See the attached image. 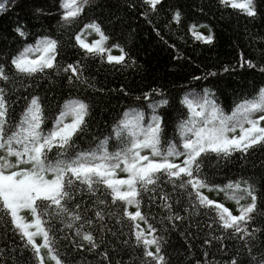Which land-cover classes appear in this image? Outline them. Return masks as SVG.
Segmentation results:
<instances>
[{
	"label": "snow or ice",
	"instance_id": "snow-or-ice-1",
	"mask_svg": "<svg viewBox=\"0 0 264 264\" xmlns=\"http://www.w3.org/2000/svg\"><path fill=\"white\" fill-rule=\"evenodd\" d=\"M95 3L96 0H60L59 7L63 10L60 27H71ZM124 3L133 12L138 7L135 0ZM219 3L240 9L250 18L258 15L255 0H219ZM139 8L142 9L139 16L150 25L151 17L161 11L166 17L170 15L169 23L181 20L180 9L171 5L165 9L163 0H139ZM41 11L34 8V13ZM197 27L189 24L188 31L195 39L211 44L214 41L211 27L202 25L208 27L206 35L197 31ZM88 30L94 31L99 39L85 43L82 34ZM14 31L19 37L26 36L20 26ZM153 31L160 36L154 25ZM72 38L73 47L83 50L85 60L99 58L110 64H135L131 58L126 59L128 54L118 43L111 47L118 48L120 54H111L105 45L108 36L95 19L74 32ZM256 39L264 42V37ZM58 51L57 39L39 35L34 43L25 44L15 54L5 53V63H0V82L4 85L0 87V219L20 242L19 255L15 245L0 249V264H5V257L7 264H65L53 231L57 222L73 251L81 253L79 264H91L84 254H91L95 264H136L137 260L139 264H170L164 253V236L157 234L158 229L142 209L144 196L149 204L160 201L158 207L166 213L160 217V223L167 225L162 230L179 231L186 242L192 233L180 231L179 225L193 221L201 212L209 216V231L200 245L203 259L190 256L187 264L192 260L195 264H218L208 259L207 249L214 242L219 251L227 253L224 264H264V250L255 251L259 235L264 234V225H255L261 201L255 185L244 177L214 184L204 173L205 161L213 154L217 160H230L234 153L243 159L255 148H264V84L258 90L254 86L250 97H237L227 113L216 103L211 87L184 93L180 104L186 107L187 115L176 120L174 132L166 142L165 125L158 110L167 106L169 100L161 88L149 89L137 97L147 105V110L126 107L112 118L108 135L94 136L88 147L81 148L75 141L81 133L88 132L90 115V104L84 99L72 96L65 99L47 129L38 95L23 98L18 119L10 111L15 101L8 97L17 91L16 75L32 77L55 70L57 76L66 77L68 85L104 91L96 89L95 77L85 75L86 62L77 59L57 63ZM244 65L250 69L257 67L252 60L242 61L241 67ZM223 71H228V66ZM258 71L264 73V64L259 65ZM120 91L125 90L121 87ZM153 94L160 98L153 99ZM161 181L170 186V191H165ZM206 190L222 192L225 200L235 201V213L223 202L210 198ZM182 202V211H177ZM113 220L128 231H115L110 223ZM141 222L145 227H141ZM213 225L220 235L215 234ZM188 227L199 231L204 225L190 223ZM127 248L139 249L142 255L113 262V256L123 255ZM188 248L191 254V243ZM26 252L29 255L25 258Z\"/></svg>",
	"mask_w": 264,
	"mask_h": 264
},
{
	"label": "trees",
	"instance_id": "trees-1",
	"mask_svg": "<svg viewBox=\"0 0 264 264\" xmlns=\"http://www.w3.org/2000/svg\"><path fill=\"white\" fill-rule=\"evenodd\" d=\"M60 0H4L0 7V63H5V53L15 54L25 44H32L39 35L48 34L59 41V51L56 62L69 63L77 59L88 65L86 76L95 77L96 89L103 88V92L94 90L86 85H68L66 77L57 76L55 70L45 71L32 77L16 75L14 77L17 91L8 97L15 101L10 105V111L15 119L23 108V98L38 95L43 105L45 117V129L51 126L52 118L59 111V105L70 96L79 97L89 102L90 115L88 117L89 129L87 133H81L75 143L81 148L88 147L94 136L109 134L112 118L122 113L126 107L142 108L147 110V105L142 99V94L152 88H161L169 100V104L158 110L163 117L165 125L164 141L170 138L174 132L176 120L187 115L186 107L181 106V96L190 91H202L205 87H211L215 93V101L227 113L231 111L233 102L237 97L252 96L253 88L258 90L264 84V73L258 71L259 65L264 64V42L256 37H264V0H255L258 15L248 17L240 9H233L229 5H221L219 0H163L164 8L169 5L179 8L181 20L179 23L170 21V15L166 17L161 11L151 17L153 24L147 23L139 12V0H135L137 9L129 10L124 0H96L95 6L87 7L71 27H60ZM41 8L40 13H34V8ZM115 17V18H114ZM95 19L101 24L103 32L108 36L105 45L111 49L112 55H119L118 48H112V44L118 43L135 64L120 65L103 62L97 59L83 58V50L78 46L73 47L75 41L72 38L74 32L79 31L85 23ZM189 24L197 25V31L206 35L208 27L214 34L211 44L195 39L188 31ZM153 25L159 30L160 36L153 31ZM165 25H168L166 28ZM20 26L26 36L19 37L14 29ZM161 36L163 39H161ZM85 43H91L99 39V36L91 30L82 34ZM174 46V47H173ZM252 60L256 62V68L241 67L242 61ZM228 66V71H223ZM9 73L12 74L9 65ZM209 72L216 75L209 76ZM194 76H204L200 80H193ZM0 82V87H3ZM121 87L124 92H121ZM17 97H20L17 100ZM160 97L153 94V99ZM204 173L209 181L214 184H224L228 180H236L244 177L252 182L257 192L261 195V201L257 209L255 225H264V148L257 147L246 158H241L239 153H234L230 160H217L213 154L205 161ZM118 175H124L118 173ZM161 186L165 191H170L169 185ZM207 192L210 198L223 202L230 211L235 213L236 203L225 200L221 192ZM175 201V197H173ZM160 201L149 204L148 197L142 199V209L149 216V222L158 229V235L165 238L164 253L170 264H187L190 256L203 259V249L200 245L208 233L207 224L209 216L203 212L194 216L193 221H185L179 225L180 231L191 232L188 242L180 235L179 231H163L167 225H161L160 217L166 215L158 207ZM184 202L176 208L182 211ZM131 211L135 209L130 207ZM114 230L118 233L128 231V228L110 221ZM127 221L125 224L127 225ZM190 223H199L204 227L197 231L190 228ZM57 222L53 231L57 236V249L65 264H79L81 253L73 251L68 241L64 239V233L59 231ZM141 227L145 225L141 222ZM213 231L220 235L219 231ZM123 238V237H122ZM264 234L259 235L255 251L264 250ZM19 237L14 236L5 223L0 219V249L8 245H15L19 255ZM192 250L189 254L188 245ZM225 243H232L225 240ZM215 242L208 248V259L224 264L227 253L218 250ZM231 251V249H229ZM255 254V253H254ZM29 253H24L25 258ZM87 261L95 264V258L91 254H84ZM142 255L139 249H124V254L113 256V262L117 259L128 261L131 257ZM47 260V257H46ZM7 264V257H5ZM139 264V261H136ZM191 264H195L192 260Z\"/></svg>",
	"mask_w": 264,
	"mask_h": 264
},
{
	"label": "rangeland",
	"instance_id": "rangeland-1",
	"mask_svg": "<svg viewBox=\"0 0 264 264\" xmlns=\"http://www.w3.org/2000/svg\"><path fill=\"white\" fill-rule=\"evenodd\" d=\"M220 193H221V192L217 193V196H219V195H220ZM241 202L243 203L244 201H241Z\"/></svg>",
	"mask_w": 264,
	"mask_h": 264
}]
</instances>
